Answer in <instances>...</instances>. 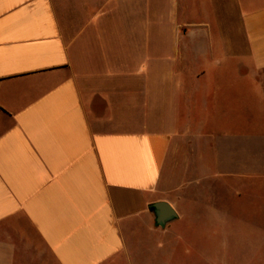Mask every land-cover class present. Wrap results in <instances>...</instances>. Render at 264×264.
Returning a JSON list of instances; mask_svg holds the SVG:
<instances>
[{"label":"crops","instance_id":"obj_1","mask_svg":"<svg viewBox=\"0 0 264 264\" xmlns=\"http://www.w3.org/2000/svg\"><path fill=\"white\" fill-rule=\"evenodd\" d=\"M129 1L0 0V264H132L143 233L264 204V5L241 46Z\"/></svg>","mask_w":264,"mask_h":264},{"label":"rangeland","instance_id":"obj_2","mask_svg":"<svg viewBox=\"0 0 264 264\" xmlns=\"http://www.w3.org/2000/svg\"><path fill=\"white\" fill-rule=\"evenodd\" d=\"M131 3L135 7H148L152 18L154 13H165L167 26L173 18L182 23L208 25L214 37L224 35L242 46L243 38L236 32L242 9L263 6L264 0H130ZM229 62L233 67L232 59ZM245 66L249 67L247 61ZM250 84L252 78L240 87L241 97L255 105L248 90ZM263 124L261 113L258 118L248 119L242 130L249 134ZM173 227L174 224L169 225L160 234L143 233L126 259L132 260V264H264V204L251 201L244 212L224 211L212 218L199 214L192 223L187 218L178 227L180 242L175 240Z\"/></svg>","mask_w":264,"mask_h":264},{"label":"water","instance_id":"obj_3","mask_svg":"<svg viewBox=\"0 0 264 264\" xmlns=\"http://www.w3.org/2000/svg\"><path fill=\"white\" fill-rule=\"evenodd\" d=\"M155 217V225L165 229L169 224L178 218V214L174 207L165 201L157 202L150 207Z\"/></svg>","mask_w":264,"mask_h":264}]
</instances>
